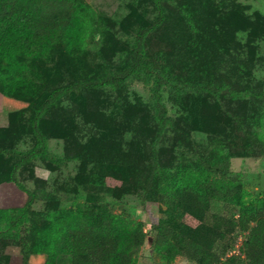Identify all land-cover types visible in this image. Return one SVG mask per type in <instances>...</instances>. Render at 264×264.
<instances>
[{
    "label": "rangeland",
    "instance_id": "rangeland-1",
    "mask_svg": "<svg viewBox=\"0 0 264 264\" xmlns=\"http://www.w3.org/2000/svg\"><path fill=\"white\" fill-rule=\"evenodd\" d=\"M80 2L90 10L88 33L79 46L61 48L77 50L25 58L34 101L18 102L0 90V264H49L34 247L37 230L81 203L124 213L145 228L136 264H194L182 255L167 261L150 245L153 223L167 216L158 194L179 179L204 175L240 187L248 201L264 199V0ZM143 28L148 70L117 87L73 88L45 110L40 127L50 156L19 169L20 181L35 194L24 209L25 190L10 175L14 154L39 144L38 108L59 87L128 67ZM156 71L172 81L162 90L171 117L164 127L155 113ZM224 159L234 180L203 165ZM150 177L154 192L144 200ZM240 209L214 200L209 211L229 220ZM247 235L234 231L237 239ZM71 262L69 253L56 260Z\"/></svg>",
    "mask_w": 264,
    "mask_h": 264
},
{
    "label": "trees",
    "instance_id": "trees-1",
    "mask_svg": "<svg viewBox=\"0 0 264 264\" xmlns=\"http://www.w3.org/2000/svg\"><path fill=\"white\" fill-rule=\"evenodd\" d=\"M80 1L0 0V90L3 95L32 103L35 83L29 76L31 66L25 58H49L60 51L74 53L77 50L61 48L79 46L88 33L90 10ZM146 33L147 28L139 31L134 57L128 67L101 78L78 79L59 87L38 108L34 130L39 144L29 151L14 154L16 160L10 175L12 182L25 190L24 209L32 205L35 194L20 181L19 169L27 160L50 156L48 139L40 127L45 110L73 88L117 87L136 72L148 70L144 49ZM153 74L155 113L164 127L171 117L162 90L172 81L159 71ZM203 165L212 175L234 178L228 159L217 163L203 161ZM153 192L154 178L150 177L142 193L143 199ZM158 198L167 207V216L153 223L155 235L150 245L166 255L167 261L182 255L194 264H235L240 260L264 264V199L248 201L240 187L222 186L216 179L204 175L179 179L160 191ZM214 200L240 206L239 217L228 220V217L211 215L209 210ZM235 230L248 231V235L241 253L228 256L237 241ZM146 238L145 228L126 214L103 213L93 205L81 203L75 210H63L47 226L38 229L34 247L48 255L49 264H56L62 253L71 254V264H136Z\"/></svg>",
    "mask_w": 264,
    "mask_h": 264
},
{
    "label": "built area",
    "instance_id": "built-area-1",
    "mask_svg": "<svg viewBox=\"0 0 264 264\" xmlns=\"http://www.w3.org/2000/svg\"><path fill=\"white\" fill-rule=\"evenodd\" d=\"M244 240L245 239H237L235 246L229 251L228 256L241 253Z\"/></svg>",
    "mask_w": 264,
    "mask_h": 264
},
{
    "label": "crops",
    "instance_id": "crops-1",
    "mask_svg": "<svg viewBox=\"0 0 264 264\" xmlns=\"http://www.w3.org/2000/svg\"><path fill=\"white\" fill-rule=\"evenodd\" d=\"M15 100H18V99H15ZM21 101H22V100H18V102H21ZM18 102H17V103H18Z\"/></svg>",
    "mask_w": 264,
    "mask_h": 264
}]
</instances>
